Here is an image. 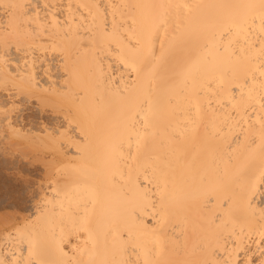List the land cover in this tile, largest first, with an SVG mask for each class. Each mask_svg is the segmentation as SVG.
I'll return each mask as SVG.
<instances>
[{
  "label": "bare ground",
  "instance_id": "6f19581e",
  "mask_svg": "<svg viewBox=\"0 0 264 264\" xmlns=\"http://www.w3.org/2000/svg\"><path fill=\"white\" fill-rule=\"evenodd\" d=\"M0 87L74 127L0 264H264V0H0Z\"/></svg>",
  "mask_w": 264,
  "mask_h": 264
},
{
  "label": "rangeland",
  "instance_id": "374dc122",
  "mask_svg": "<svg viewBox=\"0 0 264 264\" xmlns=\"http://www.w3.org/2000/svg\"><path fill=\"white\" fill-rule=\"evenodd\" d=\"M38 3L39 4L42 3L41 5L45 4V6H47L46 3L43 1L42 2L39 1L37 2V4ZM16 50L20 52L19 48ZM20 53H22V51ZM63 78L64 77H62V79ZM62 79L60 80L61 82L63 81ZM6 84L8 88L14 87V85L12 86L11 85L12 83L10 82ZM5 85H3V87ZM1 89L2 87H0V90ZM19 95H17L16 97L14 96L12 98L7 97L8 99L4 98V101H7L6 103L9 102L10 108L12 110H10L8 106L4 108L9 109V111H7V109L0 108V109H4V111L6 110L5 115L11 112L10 114H8V118L4 117L5 116L4 113L3 114L0 113V120L3 119L0 122V235L1 234L3 235L6 231L10 230V228H17L20 227L21 225L23 226L26 222L31 220L34 215L32 214L33 212L32 206L37 203L39 204L43 196L47 197V194L44 195L42 193L44 189V185L42 184L44 183L46 184V182L51 179V168H49L51 165L48 164L47 161L50 162L49 159H50V155L52 154V150L50 154L49 148L51 147L49 146V144H51V142L43 134H45V132L47 133L50 132V134L55 135L54 132L55 128L56 130H60V131L61 130L69 131V130H73L74 128L73 123L71 122L72 123L71 124L70 121L66 120V118H68L69 120V118L73 116L72 106L67 99L64 98L62 101L63 103L62 102H59V104L56 103V107L54 106L52 107L50 105L52 104L55 105L54 103L49 105L48 104L49 102L45 103L46 101L42 102L40 100L39 102L41 104L39 105L38 101L34 97H30V99L27 100L21 94ZM12 103L16 105L14 106ZM44 103L47 105H45ZM57 104L58 105L61 104V105L58 106ZM65 104H68L67 108H69V106L71 107L67 110V108L63 107ZM58 107H60L61 110L63 111L65 110V111L63 112L54 109ZM69 110H70V114H67ZM65 112H67L66 113L67 115H65V118H62L64 117L63 113ZM60 117H61V121H60ZM16 118H17V122H16ZM56 119H58L59 121ZM66 121L73 128L69 125H66L65 123ZM61 122L66 126L64 127V125H62L63 126L62 127ZM58 124H60V126ZM9 125L11 126L9 127ZM50 127L51 128L53 127L52 129L53 131H50L51 130ZM43 129L44 131L45 129L47 130L43 133ZM48 129L50 130L48 131ZM17 132L19 134H17ZM45 138L46 140H49L50 143L48 141H45ZM47 165L50 166L47 167ZM48 171H50L49 174ZM47 175L50 177V179H48ZM42 186L43 188L41 190V188L39 187Z\"/></svg>",
  "mask_w": 264,
  "mask_h": 264
}]
</instances>
